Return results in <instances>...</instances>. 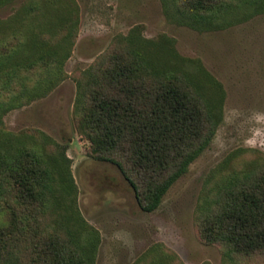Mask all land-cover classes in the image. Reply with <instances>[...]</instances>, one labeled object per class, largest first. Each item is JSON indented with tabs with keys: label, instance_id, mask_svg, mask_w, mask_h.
<instances>
[{
	"label": "trees",
	"instance_id": "trees-1",
	"mask_svg": "<svg viewBox=\"0 0 264 264\" xmlns=\"http://www.w3.org/2000/svg\"><path fill=\"white\" fill-rule=\"evenodd\" d=\"M168 1L176 2L179 23L197 31L221 29L264 12V0ZM7 2L0 0V6ZM60 4V15H43L38 32L28 36L21 27L15 47L0 37V91L20 72L25 80L30 68H41L36 87L20 80L7 104L0 101V264L95 263L99 236L76 207L65 150L44 133L53 153L38 154L37 141L24 140L30 135L17 136L1 124L4 113L43 97L63 80L62 65L79 17L74 0ZM44 33L55 38L46 39ZM75 84L77 132L96 158L121 170L144 211L160 205L208 147L222 117L221 83L200 60L181 56L172 39L154 42L138 30L116 37ZM234 160L235 155L227 156L206 177L194 211L200 240L221 244L225 261L264 251V159L238 167Z\"/></svg>",
	"mask_w": 264,
	"mask_h": 264
},
{
	"label": "rangeland",
	"instance_id": "rangeland-1",
	"mask_svg": "<svg viewBox=\"0 0 264 264\" xmlns=\"http://www.w3.org/2000/svg\"><path fill=\"white\" fill-rule=\"evenodd\" d=\"M60 1L10 0L1 5L0 37L15 47L23 34L30 36L31 31L41 29L43 15L51 19L60 15ZM74 2L78 5L77 35L62 65L63 80L43 97L4 113L1 124L17 136L30 135L24 140L37 141L38 154L53 153V144L45 143L44 133L65 150L76 207L99 236L94 264H264V251L225 261L221 244L200 240L194 219L204 181L223 159L235 155L236 167L264 159V12L221 29L197 31L179 23L173 13L175 1ZM131 30L154 42L172 39L181 56L200 60L221 83L224 94L221 121L208 147L153 211L142 210L134 189L115 164L93 155L89 141L77 132L73 111L75 78L111 48L116 37L127 36ZM43 37L54 39L55 35L44 33ZM30 69L25 80L20 72L0 91L3 104L13 88L18 92L20 80L36 87L41 68Z\"/></svg>",
	"mask_w": 264,
	"mask_h": 264
}]
</instances>
